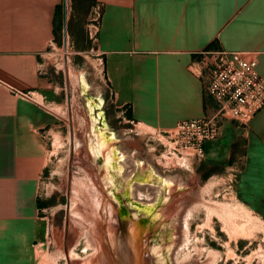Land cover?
<instances>
[{
	"label": "crops",
	"instance_id": "crops-1",
	"mask_svg": "<svg viewBox=\"0 0 264 264\" xmlns=\"http://www.w3.org/2000/svg\"><path fill=\"white\" fill-rule=\"evenodd\" d=\"M66 1L0 0V264H37L46 232L47 205L39 207L46 203L39 196L46 140L66 106L60 74L78 55L66 31ZM88 9L99 11L93 51L106 95L94 98L102 100L94 113L102 123L105 104L155 137L211 115L216 104L189 68L203 52L245 53L264 78V0H91ZM25 91L37 99L17 94ZM174 162L208 176L239 169V198L264 219V107L247 126L223 123L201 157L186 153Z\"/></svg>",
	"mask_w": 264,
	"mask_h": 264
},
{
	"label": "rangeland",
	"instance_id": "rangeland-1",
	"mask_svg": "<svg viewBox=\"0 0 264 264\" xmlns=\"http://www.w3.org/2000/svg\"><path fill=\"white\" fill-rule=\"evenodd\" d=\"M90 3L91 0L66 1L67 11L71 14L66 31L70 36V44L75 48L74 50H77L78 55L74 56L68 70L60 74L61 95L66 106L62 111L61 120L54 130L47 135L46 140L48 145L47 165L39 181L40 200L48 203L41 212V216L45 218L46 232L37 248V264H73L74 261L81 262L84 258L86 259L84 261H87L90 255L93 254V249L87 245V230L91 229L93 225L86 222L89 218L91 221L94 215L95 218H99L100 209L97 208V202L100 201L101 196L100 192H96L99 191L96 183V176L99 173L94 170L101 167L102 162L97 159L98 162L96 163L95 157L97 156L92 155L93 161L91 163L86 154L88 147H92L91 144L89 145V140H91L89 136L95 127L92 123H89L88 118L95 120L96 116L93 110L86 118L88 114L86 105L89 98H97L98 94L104 97L106 94L103 91L100 92L102 81L99 71L102 65H98L93 51L96 29L92 26L96 27L97 25L99 11L89 14ZM90 34L94 36L90 37ZM73 67L77 69L73 70ZM80 70L84 71L90 85L85 93L80 92L76 79V71ZM106 108V104L102 106V119L105 128H107L106 131L114 133L116 137L114 141L118 152L124 155L121 164L126 187L123 190L120 188V194L117 193L118 198L115 195L114 197H116L118 203L123 197L130 198L118 204L116 218L126 220L127 211L133 214L132 210L136 206L135 203L150 206L159 203L163 195L160 194V186L154 180L149 184L141 182L144 172L153 171L156 176L170 179V185L174 187L172 191H178L167 205L168 211L165 213L168 217L166 226L170 228L173 242L168 251L169 253L163 257L168 258L170 264H264V219L241 202L237 192L239 169H219L211 176L204 178L207 171L202 167H195L191 171L175 168V155L171 154L169 149L173 144L162 136L155 137V134L150 132L145 133L136 130L134 126L123 123L116 114ZM100 114L97 113V115ZM99 122L97 120V123ZM165 146L167 148H164ZM161 153L163 154V161H160ZM138 163H140L139 166ZM130 182L131 184H129ZM129 185L130 188L127 187ZM93 192L97 194L94 195ZM91 198L93 201H91ZM96 200L97 202H94ZM207 207L211 209L210 212L214 210L217 214L214 212L213 216L207 214V210H209ZM214 207L219 211L212 210ZM77 209L81 210V213L77 212ZM123 210H125V213ZM231 210L235 213H232ZM74 211H76V214H74ZM244 211L247 212L244 213ZM84 212L92 215H85ZM221 212L226 215L232 213V216L238 213L236 216L237 222L239 225L244 224L251 235H238L230 238L223 229L222 221L219 220L218 215ZM113 217V220L112 218L110 220L112 226H114L112 228L113 232L118 235L125 232L127 227L121 225L120 228L116 226L117 219L115 216ZM238 217H242L240 221ZM74 218L88 220L85 222L81 220L83 223L81 224L76 219L78 225H75L76 220ZM127 222L129 223L128 220ZM148 222L149 219L146 220L145 224H148ZM247 225L249 228H247ZM82 226H87V230ZM148 230L149 234H152L151 237L155 239V235L158 233L157 228H154V225H148ZM167 232L161 235L164 242L167 239ZM85 238L87 239L85 240ZM121 239L123 242L124 236H120L119 240L121 241ZM78 240L79 242H77ZM165 245L167 244L165 243ZM123 246L125 247L124 243ZM157 246L154 245L151 249L153 250ZM164 248L161 246L162 250Z\"/></svg>",
	"mask_w": 264,
	"mask_h": 264
},
{
	"label": "built area",
	"instance_id": "built-area-1",
	"mask_svg": "<svg viewBox=\"0 0 264 264\" xmlns=\"http://www.w3.org/2000/svg\"><path fill=\"white\" fill-rule=\"evenodd\" d=\"M94 35L90 34V37ZM189 68L203 79L204 91L216 107L209 116L182 120L171 130L160 133L173 144L169 149L175 157L186 153L201 157L204 143L218 137L223 123L247 126L264 107V78L257 70L255 58L242 52H203ZM17 94L34 101L37 99L32 91Z\"/></svg>",
	"mask_w": 264,
	"mask_h": 264
},
{
	"label": "bare ground",
	"instance_id": "bare-ground-1",
	"mask_svg": "<svg viewBox=\"0 0 264 264\" xmlns=\"http://www.w3.org/2000/svg\"><path fill=\"white\" fill-rule=\"evenodd\" d=\"M83 68V67H82ZM76 79H77V83H78V86L80 88V92L84 93L88 90L89 88V84L87 82V79H86V76L84 74V71L83 70H80V71H76ZM99 96V95H98ZM99 98V97H98ZM102 104V100L101 98H99V102H96L93 98H89L88 101H87V111H88V114L86 116V118H88L89 116V113H92L93 110H94V107H100ZM90 116L92 117V115L90 114ZM89 123H92L94 126L96 125L97 123V120H98V116H95V120L93 119H89ZM107 128H104V131L103 132H106ZM101 132V133H103ZM95 133V128L93 129V132H90V136H89V139L93 137V134ZM110 133V136L112 138V140L114 141L115 140V135L114 133H112L111 131H109ZM90 140H89V145H90ZM88 145V146H89ZM106 143L105 141L100 138L98 140L95 141V144L94 146L92 145V147H88V151L86 152V154L88 155V160L89 162L92 163L93 159H92V155L94 156H98L100 154H102V157H103V160H104V166H103V169L101 167H98V169L94 170L95 172H98L99 173V177L96 176L97 178V185L99 187V191L95 190L96 192H100V201L97 202L94 201V202H97V208L100 209L99 210V218L97 219V217L95 218V215L93 213V217L96 219V221H94L95 219L93 217L92 220H93V224L91 221H90V218L89 216H87L89 218V220H84L87 221L86 223H89L93 225V227L90 228L89 230H87V226L83 227L87 230V238H85V240L87 239V245L88 247L90 246L92 249H93V254L92 256L90 255L89 259L87 261H84V259H82V257H80L81 262L80 261H74L73 264H155V259H157V261L160 263V264H166V261H168V258H164L163 256L166 254H168L170 248H171V245H172V242H173V236L170 235V241L167 242V246L165 248V252L163 253V250L161 249V245L160 246H157L155 249L153 248V250L151 249V252L153 254V256H148L146 257L145 253H143V250H142V247H141V239H140V234L142 231H144L143 228L141 227H138L136 229L133 230V228H130L128 227V222L127 220H122V219H118V217L116 218V214L118 212V201L115 199L116 197H114V191L111 190V187L113 186V182L115 179L119 180V183L120 185L117 187L116 191L120 194V188L125 189L126 187V184H125V181L123 179V176H122V170H123V166H122V162H119L123 159L124 155L122 154H118L116 156V168H115V165L113 163V159H112V156L110 155L109 152L106 153L107 149H106ZM118 151V149H117ZM90 164V163H89ZM102 165V164H101ZM140 165V163H138V166ZM139 168V167H138ZM149 176L151 177V181L153 180L154 178V182H155V173H153V171H149ZM94 178H95V174H94ZM88 179V178H87ZM85 182V181H83ZM89 183V182H88ZM164 183V182H163ZM161 183V184H163ZM166 183L168 185L171 184V181H166ZM92 184V183H91ZM90 184V185H91ZM94 185V184H92ZM93 187V186H91ZM94 188V187H93ZM97 188V187H96ZM130 188V186H129ZM87 189V187H86ZM95 189V188H94ZM162 189V186H160V190ZM90 190V189H89ZM88 190V191H89ZM91 190H93L91 188ZM81 191V190H80ZM125 191V190H124ZM95 192V194H97ZM91 193V191H90ZM88 194V193H87ZM94 194V192H93ZM94 194V195H95ZM161 194V193H160ZM78 195V194H76ZM89 195V194H88ZM91 196H93L91 194ZM98 196V195H97ZM96 196V198H97ZM120 196V195H119ZM82 197V196H81ZM86 197V195H85ZM99 197V196H98ZM87 198V197H86ZM90 198V197H89ZM93 198V197H92ZM91 198V199H92ZM95 198V196H94ZM120 199V198H119ZM90 200V199H89ZM93 201V199L91 200ZM93 202V203H94ZM202 202V201H201ZM89 203V202H88ZM92 203V202H91ZM95 204V203H94ZM215 204V203H214ZM180 205V204H179ZM178 205V206H179ZM206 207V205H204ZM213 206V205H212ZM219 206V205H218ZM223 206V205H222ZM91 207V206H90ZM137 207V206H136ZM220 207V206H219ZM78 208V207H77ZM176 208H178L176 206ZM221 208V207H220ZM242 208V207H241ZM81 209V208H80ZM97 209V210H98ZM207 209H209L207 207ZM215 209L212 208V210ZM226 209V208H225ZM78 210V211H77ZM76 211L77 212H80L81 213V210L77 209ZM216 210V209H215ZM76 211H74L76 214ZM96 211V210H95ZM137 211H138V208H133L132 212H133V216L136 217L137 215ZM211 209L207 210V214H213V212L215 213V211L213 210L212 212H210ZM216 211H219V210H216ZM228 211V210H227ZM232 211V210H231ZM97 212V211H96ZM95 212V214H96ZM103 212V213H102ZM206 212V211H205ZM247 212V211H244V213ZM73 213V212H72ZM71 213V214H72ZM86 213L85 215H88L87 212H84ZM232 213H235V211H232ZM232 213L230 215H226L224 212L220 215H218L220 217L219 220L222 221V226H223V229L224 231L227 233V235L231 238V237H236V236H240V235H245V236H248V235H251V233L249 231L246 230L245 228V225H239V223L237 222V214H234V216H232ZM250 213V212H249ZM73 214V215H74ZM83 214V213H82ZM110 217H109V215ZM217 214V213H215ZM214 214V215H215ZM219 214V213H218ZM247 214V213H246ZM84 215V216H85ZM90 216L92 215L91 213L89 214ZM96 215V216H97ZM115 216V218L117 219L116 221V226H119L121 228V225L123 227H127L126 230H127V233L125 234V237L123 239V242H122V239L121 241L119 240L120 239V235L116 234V232H113L112 228H114V226H112L110 220L112 218L113 220V216ZM76 216V215H75ZM83 216V215H82ZM213 216V215H212ZM217 216V215H216ZM80 218V216H78ZM86 217V218H87ZM189 217V216H188ZM209 217V216H208ZM211 217V216H210ZM253 217V216H251ZM82 218V217H81ZM206 218V217H205ZM239 218V217H238ZM242 218V217H241ZM239 218V221L240 219ZM246 218V217H245ZM75 219V218H74ZM77 220H79L78 218H76ZM75 219V220H76ZM253 219V218H251ZM75 221V225L77 224L76 222L78 221ZM82 219H80L79 221L81 222ZM82 220V221H83ZM115 220V219H114ZM119 220V222H118ZM209 220V218H208ZM245 220V219H243ZM210 222V221H209ZM244 222V221H243ZM246 223V221H245ZM252 223V222H251ZM80 224V223H79ZM81 224H83L81 222ZM80 224V225H81ZM127 226H126V225ZM208 224V223H206ZM210 224V223H209ZM254 224V223H253ZM78 225V224H77ZM89 225V224H88ZM91 225V226H92ZM131 225V224H130ZM252 225V224H250ZM115 226V228H116ZM208 226V225H207ZM248 226V225H247ZM81 227V228H82ZM88 227V228H89ZM80 228V227H79ZM172 228V227H171ZM249 228V226L247 227ZM251 228V227H250ZM76 229H77V226H76ZM252 229V228H251ZM83 230V229H82ZM249 230V229H248ZM85 231V230H84ZM123 231V230H122ZM73 232V231H71ZM76 232V231H75ZM84 233V232H83ZM86 233V232H85ZM84 233V234H85ZM140 233V234H139ZM172 234V233H171ZM78 235V233L76 234V236ZM82 235V234H81ZM86 236V235H84ZM244 236V237H245ZM83 237V235H82ZM242 237V236H241ZM243 237V238H244ZM252 237V236H251ZM78 239V238H76ZM79 242V240L77 241ZM123 243L125 244V247L123 246ZM75 246V244H73ZM86 245V244H85ZM86 245V246H87ZM122 245V246H121ZM83 246V245H82ZM73 248V247H72ZM85 249V248H84ZM84 249H81V250H84ZM90 249V248H89ZM90 251V252H91ZM71 252V251H70ZM85 252V251H83ZM88 252V251H87ZM73 253V252H71ZM76 253V252H75ZM74 253V254H75ZM87 254V253H85ZM84 254V255H85ZM155 254V255H154ZM72 255V254H71ZM89 255V254H88ZM72 256H75V255H72ZM71 257V256H70ZM84 257H87V256H84ZM154 259V260H153ZM86 260V259H85ZM72 263V262H71Z\"/></svg>",
	"mask_w": 264,
	"mask_h": 264
},
{
	"label": "water",
	"instance_id": "water-1",
	"mask_svg": "<svg viewBox=\"0 0 264 264\" xmlns=\"http://www.w3.org/2000/svg\"><path fill=\"white\" fill-rule=\"evenodd\" d=\"M94 128H95V133L93 134V137L90 140L91 145L94 146L95 141L100 139V138H102L105 141V143H106L105 147H106L107 151L110 153V155L112 156L113 163H114L115 168H116V162H117L116 156L119 154V152L117 151L118 148L116 146V142L112 140L109 131L103 132L104 128H105V124L104 123H102V122L97 123V125H95ZM101 132H103V133H101ZM97 159H99L102 162L101 168L103 169L104 160H103L102 154H100L97 157H95V162L96 163L98 162ZM119 162H121V161H119ZM98 176H99V174H98ZM151 177L149 176V171H146L142 175L141 182L149 184V183L153 182V180H154V178H153V180L151 181L150 180ZM168 180L170 181V179H163V178L155 175V183L158 184V186H162L161 194L166 195L167 198H166V196L162 195V198L159 200V203L158 204H154L152 206H150V205H140V204L135 203L136 206L139 208L138 211H137L136 217H134L133 214L130 213V211H127L128 214L126 215V220L129 221L128 227L133 228V230L137 228V224H138V226L141 225V224L139 225V223H138V219L139 218L149 219V221H150V225L149 226L154 225V228H157V232L158 233L155 235V243L150 245V243H148L146 241L145 246H144V253L146 255L150 254L151 257L153 256L152 253H151L152 246L161 245L164 248V247L167 246V245L164 246V244L165 243L167 244V242L170 241L169 239H170L171 232H170V228H168V226H166L167 221H168V217H167V215L165 213H167V211H168L167 210V205L173 199V195L176 194L178 191H175V192L172 191L174 187L172 185H168L166 183V181H168ZM161 183H163V184H161ZM129 184H131V182ZM118 185H119V180L115 179L114 182H113V186L111 187V190L114 191V195L115 196L118 195L117 194L118 192L116 191ZM129 186H127V187L129 188ZM117 198H118V196H117ZM128 199H130V198H128ZM128 199H126V197H123V199L119 200V203L120 202H125ZM129 210H132V209H129ZM123 212L125 213V210H123ZM167 230H169V231L167 232ZM165 232H167L168 235H167L166 241L164 242L161 239V235H163ZM123 233L126 234L127 230H125V232H121L119 235L123 236ZM164 252H165V248L163 250V253ZM154 263L155 264H160L157 261V259H155ZM166 264H170V262L166 261Z\"/></svg>",
	"mask_w": 264,
	"mask_h": 264
},
{
	"label": "flooded vegetation",
	"instance_id": "flooded-vegetation-1",
	"mask_svg": "<svg viewBox=\"0 0 264 264\" xmlns=\"http://www.w3.org/2000/svg\"><path fill=\"white\" fill-rule=\"evenodd\" d=\"M135 208H138V207H136L135 206ZM146 218H139L138 219V223H139V225L140 226H138V224H137V228L138 227H141V228H143L144 229V231H142L141 232V236H140V239H141V247H142V250H143V253H144V246H145V243H146V241L148 242V243H150V245L151 244H153V243H155V239L154 238H152L151 236H152V234L150 235L149 234V230L147 231V229H148V225H150V221L148 222V224H145V222H146ZM123 236L125 237V234L123 233ZM152 253V252H151ZM147 255H149V256H151L150 254H147ZM146 255V256H147ZM153 255V254H152ZM154 257V256H153Z\"/></svg>",
	"mask_w": 264,
	"mask_h": 264
},
{
	"label": "trees",
	"instance_id": "trees-1",
	"mask_svg": "<svg viewBox=\"0 0 264 264\" xmlns=\"http://www.w3.org/2000/svg\"><path fill=\"white\" fill-rule=\"evenodd\" d=\"M209 174L205 175L204 178H207ZM48 203H39V207L43 208L47 205Z\"/></svg>",
	"mask_w": 264,
	"mask_h": 264
}]
</instances>
